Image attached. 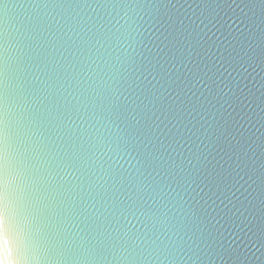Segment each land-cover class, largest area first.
<instances>
[{
  "label": "snow or ice",
  "instance_id": "6c2138e0",
  "mask_svg": "<svg viewBox=\"0 0 264 264\" xmlns=\"http://www.w3.org/2000/svg\"><path fill=\"white\" fill-rule=\"evenodd\" d=\"M185 4L0 0V264H264V132L241 131L264 128V28L213 51ZM196 7L264 24V0Z\"/></svg>",
  "mask_w": 264,
  "mask_h": 264
},
{
  "label": "water",
  "instance_id": "95a60500",
  "mask_svg": "<svg viewBox=\"0 0 264 264\" xmlns=\"http://www.w3.org/2000/svg\"><path fill=\"white\" fill-rule=\"evenodd\" d=\"M181 2H183V0H181ZM237 2H239V0H237ZM197 3H199V0H188V4H191L192 7L189 8L188 5L185 4V7L181 9V12L184 13L186 16V23L189 22L190 18V20L195 21V24L199 26V29H202V32L200 33L202 41H207L208 45L212 46L213 51H217L218 49L220 51H223V49L229 47L230 44H234L239 47L238 41H245V37H247L250 32L258 35L260 30L264 28V24H261L259 20L256 21L255 25H248L246 22L242 23L241 20L243 18V13H241L239 8L236 9L235 14H233L231 11L228 12V15L232 17V19L229 21V23L231 24L230 28H220L219 25L213 27V24L208 23V20H205L204 24H201L200 20L197 19V16H200V9L196 7ZM233 7H235V5H233ZM244 11L247 12V9H245ZM216 13H219L220 17L227 18L225 17V11L221 10V8H217ZM141 15L144 16V29H149L150 25L149 23H147L149 19L148 16L145 15L143 12L141 13ZM205 15H207V13H205ZM212 15H215V13H213ZM203 18L204 17L201 16V19ZM210 18L211 17H209V19ZM121 23H123V21H121ZM213 23H215V21H213ZM205 24H207V27H205ZM144 29H141V31H144ZM144 35L151 36V32L146 31L144 32ZM245 42H251L254 45L257 41L249 37V40ZM229 71H231V69H229ZM257 71H259V69H257ZM249 72H251V69H249ZM260 75L264 76V73H260ZM225 76H227V73H225ZM246 76L247 73H244V75H238L236 72H233L232 77H229V79L234 78L233 86L236 82H239L241 86H243L244 84H248V86L252 88L258 96L259 91H257V89H259V76H257L255 80H253L252 77H248L247 79H245ZM253 76H255V73H253ZM253 85H255V87H253ZM224 91L228 92V89L225 88ZM261 91H264V89H261ZM246 111H249V114L251 115L250 109H246ZM257 111H259V109H257ZM242 123L244 127L241 129V131L244 132L245 136H251L253 133H255L253 139H256L260 136L261 132H264V128H260V131H256V129L259 128V124H256L255 116H252V123H248L247 121H242ZM253 124H255V127H253ZM101 131L103 132L104 129L101 128ZM116 131L117 130L115 129V127H113L112 132L115 133ZM257 154L259 155V150H257ZM115 161H119L117 164H115L116 167L123 166V168L129 170H131L133 165L135 164V161H127L114 156V162ZM66 179H71V177H66ZM15 183L17 185V191L15 194V203L13 205V210L18 213V222L22 224H29L31 216L29 214V209L25 207L26 193L24 191L25 182L23 177L21 176L17 178ZM241 183H243V181H241ZM244 187L247 188V185H245ZM250 191L252 190L249 189V192ZM241 193H243V195H241ZM255 194L256 193H253V195ZM247 195L248 192H245L244 188H240V190L236 192V196L239 197L241 200H243L244 196ZM251 198L252 197L249 196V199ZM35 223H38V221H36ZM72 230L74 232L78 231L77 226L75 224L72 225ZM249 235H251V233ZM252 240L253 242H255L256 237H252ZM252 252H255V247L252 248ZM249 255H251V253H249ZM259 255L260 253L256 252V256ZM261 259L264 260V257H261ZM217 264H220V262H217ZM245 264H248V262L246 261ZM251 264H260V260L253 258Z\"/></svg>",
  "mask_w": 264,
  "mask_h": 264
}]
</instances>
